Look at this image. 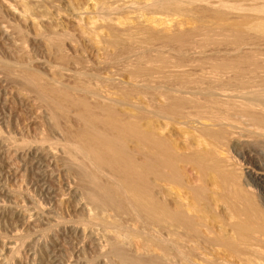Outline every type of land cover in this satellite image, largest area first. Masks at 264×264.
Returning <instances> with one entry per match:
<instances>
[{"label": "rangeland", "instance_id": "374dc122", "mask_svg": "<svg viewBox=\"0 0 264 264\" xmlns=\"http://www.w3.org/2000/svg\"><path fill=\"white\" fill-rule=\"evenodd\" d=\"M157 1L0 0V264H122L127 256H131V260L134 259L133 261L129 259L130 264H133L135 259L138 261L139 258H142L141 262L155 261L146 262L147 264H155L158 260L159 264L161 262L162 264H192L191 260L198 261L203 256L205 259L208 257L207 260L204 259L206 264H210L207 263L209 259L212 264L217 260L219 262L220 258V261L223 260L225 263L224 257H227L226 260L228 259L230 264H239V261H241L240 264L242 262L243 264H264L262 233L248 232L251 234L249 235L245 232L242 240L239 239V242L235 240L236 244L230 241V244L227 243L225 247L223 245L226 242L221 243L222 245L218 242L216 243L218 246L215 244L213 246L200 241L193 250L189 248L191 256L188 258L190 259L182 258L183 255L173 253V250H170V253L165 251L162 249L164 244L161 243L163 242L161 238L164 239L173 228L168 221L156 219L149 222V218L144 215L142 218L136 214L131 216L126 213L128 216L124 214L125 212L122 213L126 210L121 213L116 210L117 213L116 205L114 209L113 206L111 209L114 203L106 204V206L102 202L91 200L87 194L88 191L82 189L85 185L77 171V165L75 166L76 161L73 162L68 157V153L62 149L66 143L64 136L71 129L72 131H76L77 128L81 130L82 126L79 127V123L82 125V122L74 113L70 115V113L62 112V105L59 103L56 102L55 105L58 104L60 108L51 106L54 105L55 99L43 96L40 85L66 87L65 89L69 90L75 99L89 97L90 100H87L91 101L92 106L95 103L99 106L100 102H103V106L104 103L121 108L136 106L140 112L142 109L143 121L140 120L142 123L147 124L152 118V122L149 123L156 126V133L159 132V135L162 134L164 138L166 133L168 137L171 134L173 135L171 140L177 138L178 142L173 139L172 143L170 137L168 141L173 145L176 143L177 150L180 147L179 151L174 150L178 155H176L177 158L179 157L176 160L180 163L175 165L182 166L177 167L179 174L175 173V166L172 170L175 175L168 169L170 175L174 176L171 179L172 176L164 170L163 178L169 177L171 181L165 182L167 178L164 182L159 181L162 177L158 179L159 176H156L155 179L160 185L153 184L156 187L151 185L153 189H157H150L153 192L151 195L154 198L168 200L169 205H173L180 196L183 197L181 199H185L183 201L191 205L188 206L192 209H189L190 212L192 211L191 215L201 217L200 222L203 224L211 223L212 229L217 226L214 233H217L220 226L224 227V223H235L239 220V215L233 214L232 209L235 205L245 204L237 200L234 192L241 189L238 186L243 185L241 183H244V178L251 183L249 182L248 187L244 183L242 189L245 188V191H248L246 194L254 199V203L260 206L259 209L262 207L260 211L264 214V177L257 174H264L263 139L258 134L249 132V127L239 125L237 129L234 128L231 131L244 130L246 134L249 133V137H245L246 141L242 143L244 145L237 147L239 152L231 147L228 151L230 148L227 142L222 143L207 131L212 132L214 129L222 128L220 126L218 129L217 126L220 124L214 120L219 114L217 109L224 107L228 100L227 106H234L235 102V106L239 104L244 106L247 100L250 104L256 101L254 104L257 103V106H264V0H168L174 3L171 2V5L173 3L171 6L167 2L169 6L166 5L167 9H164L165 5H160ZM158 5L164 7H160L159 10ZM237 5L238 8H235ZM175 35L177 37L189 35L192 43L182 44L177 41ZM171 36H175V41H173L174 38L169 39ZM237 58H240L239 60L244 58L246 62L251 58V62H255V65L251 62L246 64L243 60L239 64L234 60ZM229 61H232L233 65L236 63L240 65L239 73L238 65H236L237 68L233 65L231 67ZM223 62H227L230 66H226L227 63L223 64ZM241 62L247 67H244L246 70L249 71L248 68H251L258 73L254 72L255 78L252 71L248 73L242 68ZM224 65L234 68L238 75ZM216 66L220 70H217ZM241 71L244 74L248 73L250 79ZM240 73L243 74L242 77L244 76L243 83H239V81L242 82ZM32 75H37L36 78L40 80H35ZM29 76L36 81L38 88L33 86L35 85L33 83L29 84L32 81L28 79ZM252 79L253 81H250ZM246 81L250 82L249 85ZM78 85L83 87H81L83 93L88 90L85 93L91 92V94L83 97ZM87 87L90 88L87 89ZM171 97H176L177 108L183 106L186 117L179 115L183 114L179 108L175 109L178 111L176 113L178 117L174 115L173 108H167L175 100L170 101ZM231 99L235 102H230ZM50 100H54L52 104L48 102ZM180 100L183 105L179 104ZM247 105L250 106L249 103ZM157 106H161L160 108L167 106L165 109L171 110L167 114H174L164 117L166 110L163 112V107L156 115L155 112L159 110H155ZM198 106L200 113L197 112ZM214 106L219 107L216 109L218 112L214 110L216 108ZM53 108L56 109L55 116L57 114L59 116V118L56 117L57 120L55 116L53 117ZM203 109L206 111L204 112ZM195 110L203 117L197 116ZM146 117L151 118L148 121ZM63 131L67 133L63 134ZM202 131L206 134L203 135ZM199 136H204L205 139L203 137L199 139ZM193 140L194 142L196 140V143L193 144ZM197 142H202V145L207 142L205 146L207 145L208 149ZM195 144H199L200 149L202 147L201 151L198 150V145V149L193 148L201 152V155L203 152L212 153L220 161L223 158H225L224 161L228 159L229 164L228 160L225 163L229 166L234 163L236 166L233 164L231 168L222 162L221 167L223 166L224 171L232 169L230 172L233 171L232 173L236 174L234 173L233 176L228 171L231 176L229 177L225 174L226 172L216 167H214L215 171L209 170V167L202 170L203 166L199 164V167L198 163L196 164L197 155L190 153L192 145ZM173 145H171L172 148L176 149ZM224 146L228 149L225 151L230 153V156L224 152ZM183 147H185V155L189 152V157L192 156L195 160L186 159L188 154L187 156L183 154L184 159L180 156ZM209 147L215 149L209 151ZM219 149L223 152L216 153V150L220 151ZM78 156L81 159L80 155ZM233 157L234 159L237 157L235 160H240L236 161L238 164L235 160L233 162ZM190 159L192 163L196 161L193 163L197 165L196 167L189 163ZM72 165L75 169L71 167ZM210 167L213 168V166ZM251 170L255 173L252 171V174ZM152 175L150 179L154 181ZM224 175H227L226 178L229 177V179L224 178ZM235 175L242 177H237L241 183L237 179L236 182L230 179L232 176L235 178ZM224 179L232 182H226ZM233 182L240 184L233 187L231 186ZM198 189L203 192L198 194ZM159 191L165 196L163 193L159 195ZM197 191L198 193H195ZM84 194L89 199L84 198ZM154 194L162 198L155 197ZM101 197L97 195V198ZM93 203H96V206ZM118 214L121 217L117 216ZM222 229L224 228L219 230L221 233L218 235L223 233L226 235ZM213 232L210 235L212 238L215 236ZM254 242L259 243L256 245ZM115 244L119 245L120 251L124 247L126 252L125 250L123 252L127 254L125 259L122 251L120 256L119 249L115 250ZM112 247L117 255L112 251ZM217 255L221 257L219 256L218 259ZM119 256L122 258L120 259ZM127 261L126 263L129 264ZM141 262L139 260L135 264H141Z\"/></svg>", "mask_w": 264, "mask_h": 264}, {"label": "bare ground", "instance_id": "6f19581e", "mask_svg": "<svg viewBox=\"0 0 264 264\" xmlns=\"http://www.w3.org/2000/svg\"><path fill=\"white\" fill-rule=\"evenodd\" d=\"M238 1V0H237ZM62 2V1H61ZM169 4H168V3ZM171 2H173V1H171ZM170 1H168V0H158L157 1V3L158 4H160V5H165V7L164 6H159V10H160V7H164V9L166 8V5L168 4V5H171L170 3H171ZM241 2V1H240ZM244 2V1H243ZM157 3H155V4H157ZM174 3V2H173ZM173 3H172V5H173ZM176 3V2H175ZM154 4V5H155ZM226 4H228V3H226ZM243 4V3H242ZM245 4V3H244ZM167 5V6H168ZM171 5V6H172ZM234 5V4H233ZM232 5V6H233ZM258 5V4H257ZM155 6H157V5H155ZM170 6V7H171ZM236 6V5H235ZM244 6V5H243ZM246 6V5H245ZM169 7V6H168ZM167 7V8H168ZM231 7V6H230ZM157 8V7H156ZM166 8V9H167ZM229 8V7H228ZM235 8H238V5H237V7H235ZM234 8V9H235ZM242 8H244V7H242ZM227 9V8H226ZM232 9V8H231ZM247 9H248V7H247ZM239 10H241V9H239ZM238 10V11H239ZM242 10H244V9H242ZM249 11V10H248ZM261 19V18H260ZM93 23V22H92ZM176 36V35H175ZM175 36H171V38H169V39H171V40H173L172 38H174ZM177 37V36H176ZM57 39V38H56ZM56 41V40H55ZM173 41H175V38H174V40ZM177 41L179 42L180 41V43H184V42H186V44H188L187 42H191V37L189 36V35H180L179 37H177ZM176 41V42H177ZM179 43V44H180ZM192 43V42H191ZM191 43H189L190 45H191ZM182 44H180V45H182ZM185 44V43H184ZM183 46H181V48H182ZM238 60L240 59V58H237ZM237 59H234L235 61H237L238 63L240 62V61H245L244 60V58L243 59H241V60H237ZM250 59V60H249ZM248 60V62H251L252 60H251V58H249ZM234 60H233V62H234ZM232 62V61H231ZM230 61H229V63H231ZM248 62H244V63H246V64H249ZM225 63H227V62H223V64H225ZM235 63V62H234ZM234 63H231V67H232V65L234 64ZM238 63H236L235 65H233V67H235L236 65H238ZM242 63V62H241ZM253 65H255L254 63L255 62H251ZM250 63V64H251ZM221 64V63H220ZM219 64V65H220ZM240 64V63H239ZM219 65H217V66H219ZM242 65H243V67H242ZM242 65H241V67L243 68V69H245V68H247L246 66H244V64L242 63ZM216 66V69L218 68ZM226 66H230V65H228V63L226 64ZM225 65H224V67H226ZM240 65H238V68H240L239 67ZM257 66V65H256ZM255 66V67H256ZM221 67H223L222 65H221ZM245 67V68H244ZM258 67V66H257ZM139 68V67H138ZM228 70L229 69H231V68H229V67H226ZM226 68H222L223 70H225ZM236 68H237V66H236ZM221 69V70H222ZM233 69V70H232ZM231 69V71H233L235 74H237L236 73V71L234 70V68H232ZM249 69V71L251 72L252 71V75L254 74V72H256V71H253V69H251V68H248ZM217 70H220L219 68L217 69ZM237 70V69H236ZM239 70V71H238ZM237 71H238V73L240 72V70H241V68L240 69H238ZM255 70V69H254ZM243 72H244V70H242ZM241 71V73H243ZM245 71L246 72H248V73H250L248 70H246L245 69ZM245 72V76L248 74V73H246ZM240 73V74H241ZM243 74H241L240 76L242 77V75ZM256 74H258L257 72H256ZM256 74H254L253 76H254V78H255V75ZM238 75V74H237ZM249 75H251V74H249ZM34 75H32V78H34L35 80H37V81H39L40 79H37L36 78V76L37 75H35L34 77H33ZM236 76V75H235ZM240 76H237L238 78L240 77ZM258 76V75H257ZM256 76V77H257ZM30 77V76H29ZM28 77V79H32L31 77L29 78ZM234 77V75L232 76V78ZM236 77V78H237ZM247 77H248V75H247ZM251 77V76H250ZM39 78V77H38ZM217 78H218V76H217ZM222 78V77H221ZM243 78V79H242ZM240 80H242V82L241 81H239V83H243V81H244V76L242 77ZM246 78V77H245ZM249 78V77H248ZM247 78V79H248ZM251 78H253V77H251ZM27 79V80H28ZM34 79H32V81L30 82L29 80H28V82H30L29 84H31L32 85V83L33 84H35V85H33V86H35L36 88H38V84L36 83V81L34 80ZM235 79V78H234ZM246 79V80H247ZM250 79V78H249ZM26 80V81H27ZM233 80V79H232ZM34 81H35V83H34ZM90 81V80H89ZM220 81V80H219ZM235 81V80H234ZM250 81H253V79L252 80H250ZM87 82V81H86ZM247 82V81H246ZM245 82V83H246ZM214 83V82H213ZM216 83H217V81H216ZM244 83V84H245ZM248 83V82H247ZM246 83V84H247ZM250 83V82H249ZM249 83L247 84V85H249ZM55 84V83H54ZM78 84H80V83H78ZM87 84V83H86ZM86 84L84 85V87L86 86ZM219 84V83H218ZM233 84H235V83H233ZM245 84V85H246ZM42 85H46V84H42ZM65 85V84H64ZM77 85V84H76ZM88 85V84H87ZM211 85V84H210ZM244 85V86H245ZM246 85V86H247ZM263 85V84H262ZM47 86V85H46ZM48 86H50V85H48ZM213 86H215V84H213ZM218 86V85H217ZM222 86V85H221ZM228 86V85H227ZM243 86V87H244ZM40 87H42L41 88V91L40 92H42V94H43V96H47V97H51V99H52V97H53V99H55V103H54V105L51 103V102H53L52 100H50V101H48V102H50V104H52L51 106H58V104L57 105H55L56 104V102L57 103H59L60 105H62L61 107V109H63L62 110V112H67V113H70V115H73V113H74V115L76 116V117H79V119H80V121L82 122V125H80L81 123H79V127L80 126H82V129L81 130H79V128H77L76 129V131H72V129H71V131H69L68 133L66 132V131H68V130H66L65 128H64V130H66L63 134H66L67 133V135H65L64 137H65V140H66V143L63 145L64 146V148H62V149H64V151H66L67 153H68V157H70L71 158V160L74 162V161H76V162H74V163H76L75 164V166L77 167V171L80 173L79 175H80V177H81V180H82V182H83V184L85 185H83V184H81V185H83L84 186V188L82 187V189H84V191H88L87 192V194H89L88 196H90V199L91 200H93V201H95V202H99V203H103V204H109V203H114L113 205H111V209H112V206H113V209H114V205H116L115 207H116V209H115V211L117 210V211H119V213H121L123 210H126V211H123L122 213H124L125 215H128V214H131V216H133V214H136L137 216L139 215V216H141L142 218H143V216L142 215H144V217H148L147 219L149 220V222H150V220H156L157 219V221L158 220H163L164 219V221L166 220V221H168L170 224H171V226L173 227V228H171V230H169V232H168V234H167V236L166 237H164V236H162V237H164V239L163 238H161V241H163V242H161V241H159V243L161 242L162 244H164L163 246V248L162 249H164L165 251H169V253L171 252L170 250H173V253H177V254H180L181 256L183 255L184 257H182V258H188L189 256H191L189 253H191V250L189 251V248L190 249H194V247H196L195 245H197V244H199L200 243V241L201 242H203V243H207V244H210V245H213L214 246V244L215 245H217L218 246V244H216V243H220L219 245H222L221 243H225L223 246L225 247L226 245H228L227 243H229L230 241H231V243H235L236 244V242H234L235 240H239V239H243L244 238V235H245V232L247 233V234H249V233H251L252 232V234L253 233H262V235L264 236V214H263V212L262 211H260L261 210V208L259 209V207L260 206H258V205H256L254 202V199L249 195V194H246V192H248V191H245V188H244V190L242 189V187H243V185H244V183H246L245 184V186H247L248 187V185L250 186V181H248V179H246V178H244L243 180H244V183H241V181H239L238 180V178L240 177H238V175H235V178L233 177L234 175V173H232V172H230L232 169H228V171L230 172V173H232L231 175H233L232 176V178H230V179H232V181H234L235 180V182H236V179H237V181L238 182H240L241 184H243L242 186L240 185V186H238L239 184H235V182H233V185L231 184V186H238V187H240L241 189L240 190H236L234 193V195H235V197L237 198V200L241 203V201H243L244 203L243 204H245V205H235V207H234V209H232L233 210V214H235V215H239L238 217V219L239 220H237V222H235V223H229V224H227V223H224V222H222L221 221V223H224L223 225H224V227H221L220 226V228H218L220 231H221V228H224V229H222V231L224 230V232L226 233V235H223V234H221V235H218V234H220L221 232H219V230L218 229H216V230H218V231H216L217 233H214L213 231H215L214 229H215V227L217 228V226H215L214 227V229H212V226H210V224L208 225V224H203V223H201L200 222V218L198 217H195V215L193 216V215H191V212H190V210H192V209H190L188 206H191L190 204L189 205H187L183 200H185V199H181V198H183V197H179V199L178 200H175V202L173 203V205L172 204H167V202H168V200L166 201L165 199H163L162 198V196L160 197L159 195H162V193L163 192H161V191H163L162 190V188H160L159 187V189L161 190V191H159V195L157 196V192H154V193H157L156 194V196L157 197H160V198H162V199H158V198H154L152 195H151V193H153L152 191H150V189H153V187H156V186H154V185H160V184H158L159 182H157L158 180L157 179H155L156 178V176L158 177V179L159 178H161V179H159V181L161 180H163V182H164V180L167 178V180H165V182L166 181H168L169 179V177H166V173L167 174H171L170 173V171H167L168 169L169 170H174V166L176 167V165H178V159H179V157L177 158V154H175V151L174 150H177V148H176V143H174L175 145H173V144H171V142L170 141H172L171 140V138L173 137V135L171 136V134L169 135V137H168V135H166L165 134V137L166 138H164V137H162L161 135H159V132H155V130L157 131V129H156V126L154 127V126H152L153 125V123H152V125H151V123H149L151 120H152V118L150 119V121H149V119H147L148 117H146V120H148L149 122H147V124H145V123H142L140 120H142V117H143V113H141L142 112V109H141V112H140V109L139 108H136V106L134 107H132V106H129V107H126L125 106V108L124 107H118V106H111V104L109 103V105H107L106 103H104V106H103V102L101 103L100 102V104H99V102H98V104H99V106H96V103H95V105H91V101L90 102H88V100H90L89 99V97L88 98H85V99H83V98H74V96L73 95H71V93H70V91L69 90H67V89H65V88H61V87H59V88H56V86L54 85V87H43V86H41L40 85ZM78 87H80V90H81V87L82 86H79L78 85ZM212 87V86H211ZM226 87V86H225ZM230 87H231V85H230ZM34 88V87H33ZM69 88V87H68ZM73 88H74V86H73ZM75 88H77L76 86H75ZM83 88V87H82ZM90 88V87H89ZM88 87H87V89H89ZM210 88V87H209ZM214 88V87H213ZM218 88V87H217ZM70 89V88H69ZM79 89V88H78ZM77 89V90H78ZM86 89V88H85ZM211 90H212V88H210ZM220 89V88H219ZM228 89H229V87H228ZM241 89V88H240ZM75 90V89H74ZM79 90V91H80ZM96 90V89H95ZM234 90V89H233ZM251 90V89H250ZM83 91H84V89H83ZM88 90H86V91H84V93L82 92V90H81V92L83 93L82 95H84L83 97H86V96H89V94H91V92L89 93H85V92H87ZM93 91V90H92ZM233 92V91H232ZM41 94V95H42ZM94 94V93H93ZM100 94V93H99ZM98 94V95H99ZM86 95V96H85ZM73 96V97H72ZM96 96V95H95ZM255 96V95H254ZM260 96H262V95H260ZM46 97V98H47ZM49 97V98H50ZM82 97V96H81ZM230 97V96H229ZM259 97V96H258ZM45 98V97H44ZM176 97H171L170 98V101H173L174 99H175ZM228 98V97H227ZM238 98V97H237ZM251 98V97H250ZM256 98H257V96H256ZM79 99V100H78ZM88 99V100H87ZM99 99V98H98ZM103 99V98H102ZM126 99V98H125ZM155 99V98H154ZM171 99H173V100H171ZM186 99H188V98H186ZM47 100H48V98H47ZM123 100V99H122ZM121 100V101H122ZM184 100V99H183ZM189 101H190V99H188ZM187 100V101H188ZM213 100H214V98H213ZM216 100V99H215ZM253 100V99H252ZM102 101V100H101ZM104 101V100H103ZM120 101V102H121ZM126 100H124V102H125ZM174 101H175V103H174ZM173 102H172V104H170L171 106L170 107H167V106H165V107H167V108H173V110L175 111V114L174 113H172V114H170V115H177L176 113L178 112L177 110H175L176 108H177V106H178V101L175 99ZM186 101V100H185ZM221 101V100H220ZM222 101H223V99H222ZM227 101V100H226ZM232 101V103H233V101L235 102V100H230V102ZM106 102V101H105ZM119 102V103H120ZM123 102V103H124ZM180 103L179 104H181V100L179 101ZM225 102V101H224ZM224 102H223V104H224ZM238 102V101H237ZM247 102H248V100H247ZM247 102H245V104L247 105L248 103H249V105L250 106H246L245 104H244V106H241L240 104V106L238 105V106H235L236 104V102L235 103H233V105L234 106H227V104H229V100H228V103L227 102H225L226 104H225V106L224 105H222V106H224V107H217V106H214V107H216L214 110H216L217 108H219V109H217L216 111L219 113L218 114V116H217V118L214 120L215 122H218L220 125L219 126H217V128L219 127L220 128V126L222 127V128H218L219 130H215L214 129V127H213V131L211 132V131H209V130H207L205 127H204V129L205 130H207L209 133L208 134H210V133H212L211 135H213L214 136V138H217L218 140H221V142L222 143H224V141L225 142H227L228 143V147L230 148H233L234 150H236L237 149V147H240V145L242 144V143H244V140H245V137L246 136H248V134H246V132H244V130L243 131H231V130H233L234 128H236L237 126H245V128H247V127H249V132H253V133H255V134H258L260 137H261V139H263V141H264V106H257L258 104L257 103H255L254 104V102H256V101H254L252 104L253 105H255V106H253L252 104H250V101L247 103ZM261 102V101H260ZM122 103V104H123ZM125 103H128V101H126ZM177 103V104H176ZM184 103V102H183ZM217 103V102H216ZM218 103H220V102H218ZM232 103H230V104H232ZM238 103H242L241 101L240 102H238ZM243 103H244V101H243ZM92 104H93V102H92ZM101 104H102V106H101ZM106 104V105H105ZM257 104V105H256ZM115 105V104H114ZM181 105H183V104H181ZM263 105V104H262ZM154 106V105H153ZM180 106V105H179ZM59 108H60V106H58ZM58 107H56V109H58ZM161 107V106H160ZM160 107H158L157 106V108L155 109V110H157V109H159L158 111H156L155 112V110H154V108H153V110H154V112L156 113V115H158L157 114V112L158 113H160L161 112V109L164 107V106H162V108H160ZM165 107H164V110L162 109V111L163 112H165V110L167 109H165ZM193 107H195V109L197 108V106H193ZM199 107V106H198ZM212 107V106H211ZM210 107V108H211ZM151 108V107H150ZM179 108V110H181V112L183 111V106L180 108V107H178ZM177 108V109H178ZM188 108V107H187ZM202 108H206V107H204V106H202ZM208 108H209V106H208ZM56 109H52L53 110V113L52 114H54V112L56 111ZM60 109V110H61ZM139 109V110H138ZM169 109V111H171ZM59 110V109H58ZM148 110H149V108H148ZM198 110H200V107L197 109V112H198ZM145 111V110H144ZM152 111V110H151ZM169 111H167L166 110V114H164V117L166 116V117H168V116H170V115H168L169 114ZM174 111H172V112H174ZM203 111L205 112L206 111V109H203ZM211 111V110H210ZM195 112H196V110H195ZM196 112V113H197ZM201 111H199L198 113H200ZM203 112V113H204ZM208 112H209V110H208ZM146 113V112H145ZM147 113H149V111H147ZM168 113V114H167ZM180 113V112H179ZM183 114H179V115H182V116H184V111L182 112ZM198 113L196 114L197 116H199L198 115ZM210 114H211V112H209ZM212 113H214V112H212ZM57 114V113H56ZM151 114V113H150ZM162 114V113H161ZM209 114V115H210ZM168 115V116H167ZM179 115H177V117L179 116ZM208 114L206 113V116H207ZM211 115H213V114H211ZM55 116V114L53 115V117ZM75 116H73L74 118H75ZM152 116V115H151ZM159 116H160V114H159ZM187 116H188V114H187ZM190 116V115H189ZM201 116V115H200ZM205 116V115H204ZM56 117H58L59 118V116H58V114H57V116H55V118ZM153 117V116H152ZM160 117H162V116H160ZM184 117H186V116H184ZM203 116H201V118H202ZM208 117V116H207ZM206 117V118H207ZM216 117V116H215ZM54 118V119H55ZM141 118V119H140ZM181 118V117H180ZM180 118H179V120H180ZM77 119V121L78 122H80L79 120H78V118H76ZM204 119V118H203ZM56 120H57V118H56ZM198 120H200V119H198ZM211 120V119H210ZM209 120V121H210ZM143 121V120H142ZM152 122V121H151ZM211 122H212V120H211ZM214 123V122H213ZM218 123H216V124H218ZM213 126H214V124H213ZM155 129H154V128ZM216 127V126H215ZM211 128V127H210ZM223 128H225V129H223ZM69 129V128H68ZM237 129V128H236ZM244 129V128H243ZM63 130V129H62ZM78 130V131H77ZM239 130V129H238ZM246 131H248V130H246ZM178 132V131H177ZM203 132L204 131H202V134H203ZM172 133V132H171ZM178 134V133H177ZM204 134H206V133H204ZM203 134V135H204ZM164 135V134H163ZM254 135V134H253ZM258 135H256V136H258ZM67 136V137H66ZM201 137H203L204 138V136H201ZM200 136L198 137L199 139L201 138ZM212 137V136H211ZM249 137V136H248ZM255 137V136H254ZM259 137V138H260ZM170 139V141H168L169 139ZM193 138H195V137H193ZM202 138V139H203ZM210 138V137H209ZM213 138V139H214ZM256 139H258L257 137H255ZM63 139V138H62ZM205 139V138H204ZM217 139H215L217 142H218V140ZM175 141H177V138H175L174 139ZM214 140V141H215ZM64 141V140H63ZM201 141V140H200ZM246 141V140H245ZM255 141V140H254ZM65 142V141H64ZM63 142V143H64ZM178 142V141H177ZM190 142V141H189ZM189 142H188V144H189ZM62 143V142H61ZM172 143H173V141H172ZM193 144L194 143H196V140H195V142H194V140H193V142H192ZM197 143H199V142H197ZM201 143V145H202V142H200ZM199 143V144H200ZM207 143V142H206ZM205 143V144H206ZM222 143H221V145H222ZM226 143V144H227ZM199 144H197L198 145V147H199V149H198V147H197V145L195 146V145H192V147H191V151H190V153H191V155H197V157L198 158H196L197 159V162L196 161H193V163L194 162H196V164L198 163V166H199V164L200 165H202L203 166V168H201L202 170H204L205 169V167L207 168V167H209L210 169L209 170H212L213 169V171H215L214 169V167H216V169L218 168V170H221V171H223V172H226L225 174H228V176L230 175V173L227 171V170H222V167H221V164H222V162L224 163V164H226L225 162H227V160L226 161H224V159L225 158H223V157H221V159L223 158V160L222 161H220L216 156H214V155H212V153L211 154H209V153H204L203 151V155H201L202 153L201 152H199L198 150H202V147H206L205 146V144H203L202 145V147H201V149H200V146H199ZM213 144V143H212ZM225 144V143H224ZM171 145H173V147L175 146V148L176 149H174V148H172V146ZM218 145V144H217ZM221 145H219V146H221ZM242 145H244V144H242ZM59 146V145H58ZM62 146V147H63ZM178 146V145H177ZM189 146V148H190V146H191V144L190 145H188ZM194 146V147H193ZM218 146V147H219ZM61 147V146H60ZM195 147H197V149H193V148H195ZM225 147V146H224ZM242 147V146H241ZM50 148V147H49ZM179 148L180 147H178V150L177 151H179ZM184 148L185 147H183V150H181L180 151V153H181V157L184 159L185 158V156H187V154L189 153V152H187V154L185 155V153L186 152H184ZM188 148V149H189ZM207 149H208V147H206ZM205 148V149H206ZM219 148H221V147H219ZM231 148L228 150L226 147H225V149H224V152H226L227 150L228 151H230L231 150ZM61 149V150H62ZM192 149L196 152V150L198 151V152H196L197 154H195V152H194V154H193V151H192ZM204 149V148H203ZM206 149V151H208ZM209 149H210V147H209ZM212 149H215V148H213L212 147ZM212 149H210L209 151H211ZM223 149V148H222ZM227 149V150H226ZM240 149V148H239ZM49 150V149H48ZM185 150H187V149H185ZM220 150V149H219ZM226 150V151H225ZM238 150V149H237ZM205 151V150H204ZM217 151V152H216ZM215 152L216 153H219V152H221L222 150H220V151H218V150H216ZM241 151V150H240ZM65 152V153H66ZM75 152V153H74ZM223 152V151H222ZM232 152V151H231ZM238 152H239V150H238ZM237 152V153H238ZM66 153V154H67ZM76 153H77V155H76ZM200 155H199V154ZM215 153V154H216ZM227 153V152H226ZM76 156H75V155ZM183 154L185 155V156H183ZM222 154V153H221ZM228 154V153H227ZM227 154H224L225 156L227 155ZM240 154V153H239ZM78 155H80V157H81V159L79 158V156ZM177 155V156H176ZM217 155V154H216ZM229 156H230V153L228 154ZM249 155V154H248ZM193 156V157H194ZM200 156V157H199ZM222 156V155H221ZM235 156V155H234ZM243 156V155H242ZM247 157V156H246ZM245 157V158H246ZM70 158L68 159V160H70ZM77 158H79V159H77ZM189 159V158H192V156L191 157H189V154H188V157H186V159ZM229 159L230 158H232V157H228ZM237 158V157H236ZM235 158V159H236ZM177 159V160H176ZM193 159V158H192ZM192 159H190V161L189 160H186V161H189V163H192L191 161H192ZM234 157H233V162H234ZM182 160V159H181ZM193 160H195V158L193 159ZM184 161V160H183ZM236 161H240V160H235V163L236 164H238ZM247 161V160H246ZM68 162H70V161H68ZM177 162V163H176ZM72 163V162H71ZM74 163H72L73 165H74ZM186 163V162H185ZM188 163V164H189ZM192 163V164H193ZM67 164H70V163H67ZM176 164V165H175ZM223 164V165H224ZM228 164H229V160H228ZM234 163H232V164H230V166L229 165H227V167L229 166V167H233L234 165H233ZM71 165V164H70ZM73 165L71 166V167H73ZM179 165H180V163H179ZM190 165V164H189ZM226 165H224V166H226ZM233 165V166H232ZM74 166V167H75ZM193 166H197V165H194L193 164ZM201 166V167H202ZM210 166H213V168H211ZM236 166V165H235ZM73 167V168H74ZM177 167H179V166H177ZM177 167L175 168L176 170H174L175 171V173H177L178 172V169H177ZM182 166H180L179 168H181ZM194 167V168H195ZM200 167V166H199ZM199 167H197V168H199ZM221 168V169H220ZM72 169V168H71ZM75 169V168H74ZM183 169V168H182ZM200 169V168H199ZM223 169H226V168H223ZM164 170H166V173H164V177H166V178H163V172H164ZM184 170V169H183ZM208 170V169H207ZM76 171V170H75ZM221 171H218V172H221ZM252 171H254V170H251V173H252ZM78 172H76V174L78 173ZM169 172V173H168ZM208 172V171H207ZM216 172H217V170H216ZM228 172V173H227ZM175 173L172 171V174L173 175H175ZM250 173V171H249V175L251 174ZM254 173H255V171H254ZM151 174H153L152 175V177H153V179H154V181L152 180V179H150V176H151ZM177 174H179V173H177ZM176 174V175H177ZM219 174V173H218ZM222 174V173H221ZM221 174L219 175V176H221ZM236 174V173H235ZM253 174V173H252ZM258 175H260L261 177H264V174H260V173H257ZM168 175V176H169ZM173 175H170V176H172V177H170L171 179L174 177ZM249 175H247V176H249ZM155 176V177H154ZM226 176L227 175H224V178H226ZM251 176V175H250ZM249 176V177H250ZM229 177H231V176H229ZM229 177H227L228 179H229ZM238 177V178H237ZM252 177V176H251ZM175 178H176V176H175ZM226 178V179H227ZM240 178H242V177H240ZM177 179V178H176ZM223 179V178H222ZM226 179H224L226 182L228 181H230V182H232L231 180H226ZM234 179V180H233ZM79 180V179H78ZM152 182H151V181ZM223 180V181H224ZM242 180V181H243ZM258 180V179H257ZM169 181H171V180H169ZM174 181H175V179H174ZM177 181V180H176ZM79 182V181H78ZM81 182V181H80ZM157 182V184H155ZM229 182V183H230ZM250 182V183H249ZM154 184V185H153ZM235 184V185H234ZM151 185L153 186V187H151ZM230 185V184H229ZM252 185V184H251ZM86 187V188H85ZM151 187V188H150ZM237 187V188H238ZM230 188V187H229ZM236 188V189H237ZM252 188V187H251ZM88 189V190H87ZM156 188H154L153 190H155ZM235 189V188H234ZM157 190V189H156ZM196 190V189H195ZM253 190V189H252ZM198 191H199V193H198ZM198 191L197 192H195V193H198V194H200V192H203V191H200V189H198ZM234 191V190H233ZM97 192H99V193H97ZM161 192V193H160ZM205 192V191H204ZM97 193V194H96ZM101 193V194H100ZM86 194V193H85ZM84 194V195H85ZM86 194V195H87ZM100 194V195H99ZM102 194L104 195V196H102ZM86 195H85V197L84 198H88L89 199V197L87 196L86 197ZM97 195L98 196H102L100 199L99 198H97ZM233 195V196H234ZM154 196H155V194H154ZM155 196V197H156ZM163 196H165V194L163 193ZM179 196V195H178ZM204 196V195H203ZM173 197V196H172ZM87 199V200H88ZM253 199V200H252ZM86 200V201H87ZM90 200V201H91ZM163 200H165V201H163ZM236 200V201H237ZM89 201V200H88ZM87 201V202H88ZM162 201V202H161ZM174 201V200H173ZM172 201V202H173ZM235 201V200H234ZM237 201V202H238ZM165 202V203H164ZM170 202V201H169ZM171 202V203H172ZM237 202H235L236 204H237ZM80 203V202H79ZM89 204H90V202H89ZM95 206H96V203H93ZM98 204V203H97ZM186 204V205H185ZM259 204V203H258ZM92 205V204H91ZM93 205V206H94ZM101 205V204H100ZM100 205H98L99 207H100ZM262 205V204H261ZM107 206V205H106ZM103 207H105V206H103ZM102 207V208H103ZM110 207V206H109ZM230 207H231V205H230ZM98 208V207H97ZM228 208V207H227ZM231 208H233V207H231ZM101 209V208H100ZM106 209V208H105ZM120 209H122L121 211H120ZM190 209V210H189ZM263 209H264V207H263ZM200 210V209H199ZM229 210V209H228ZM116 211V212H117ZM196 211V210H195ZM231 211V210H230ZM29 212V211H28ZM107 212V211H106ZM118 213V212H117ZM126 213H128V214H126ZM230 213V212H229ZM109 214V213H108ZM198 214V213H197ZM203 214V213H202ZM232 214V213H231ZM121 215V214H120ZM123 215V214H122ZM234 215V216H235ZM117 216H119V214L117 215ZM129 216V215H128ZM137 216H135V217H137ZM241 216H244L243 218L241 217ZM30 217H31V215H30ZM119 217H121V216H119ZM228 217H230V216H228ZM127 218V217H126ZM129 218H131V217H129ZM128 218V219H129ZM133 218V217H132ZM109 219V218H108ZM145 219V218H144ZM223 219V218H222ZM231 219V218H230ZM100 220V219H99ZM116 220V219H115ZM118 220V219H117ZM133 220V219H132ZM112 221V220H111ZM152 221V222H153ZM165 221V222H166ZM202 221V220H201ZM151 222V223H152ZM156 222V221H155ZM212 222V221H211ZM118 223V222H117ZM130 223V222H129ZM127 224V223H126ZM145 224V223H144ZM157 224V223H156ZM162 224H164V223H162ZM123 225V224H122ZM159 225H160V223H159ZM222 225V226H223ZM225 225H226V227H225ZM126 226V225H125ZM151 226V225H150ZM158 226V225H157ZM214 226V225H213ZM144 227V226H143ZM162 227V226H161ZM166 227H170V226H166ZM165 227V228H166ZM153 228V227H152ZM159 228V227H158ZM146 229V228H145ZM149 229V228H148ZM170 229V228H169ZM162 230V229H161ZM160 230V231H161ZM180 230H182V231H180ZM145 231V230H144ZM163 231V230H162ZM161 231V232H162ZM148 232V231H147ZM214 233L213 235H215V236H213L214 238H212L210 235H211V233ZM219 232V233H218ZM249 232V233H248ZM193 233V234H192ZM158 234V233H157ZM254 234V235H255ZM249 235H251V234H249ZM160 236V237H161ZM257 236V235H256ZM150 238V237H149ZM248 238V237H247ZM261 238V237H260ZM158 239V238H157ZM156 239V240H157ZM163 239V240H162ZM250 239V238H249ZM147 240V239H146ZM149 240H151V239H149ZM246 240V239H245ZM255 240V239H254ZM166 241V242H165ZM233 241V242H232ZM262 241V240H261ZM239 242V241H238ZM245 242V241H244ZM256 242V241H255ZM254 242V243H255ZM118 243V242H117ZM251 243V242H250ZM257 243H259V242H257ZM257 243H255L256 245H257ZM20 244V243H19ZM123 244V243H122ZM206 244V245H207ZM230 244V243H229ZM232 245V244H231ZM112 246H114V245H112ZM117 246L119 247V245H116L115 244V247H116V251H117V249H119L118 251V253H120L121 251H122V255H124V259L126 258V256H127V254H125V252H126V250L125 249H121V251H120V247L119 248H117ZM157 246V245H156ZM161 246V245H160ZM199 246V245H198ZM216 246V247H217ZM222 246V247H223ZM245 246V245H244ZM258 246H260V245H258ZM155 247V246H154ZM201 247V246H200ZM205 247V246H204ZM113 248L114 247H112V251L114 252V254H116V251H114L113 250ZM198 248V247H197ZM256 248V247H255ZM255 248H253V249H255ZM161 249V250H162ZM207 249V248H206ZM123 250H125V252H123ZM196 251V250H195ZM255 251V250H254ZM261 251V250H260ZM113 252H111V253H113ZM200 252V251H199ZM165 253V252H164ZM223 253V252H222ZM168 254V253H167ZM176 254V255H177ZM253 254V253H252ZM255 254V253H254ZM117 255V254H116ZM121 255V253H120V256H122ZM126 255V256H125ZM172 255H174V254H172ZM204 255H206V254H204ZM224 255H226V254H224ZM224 255H222V257L224 256ZM235 255V254H234ZM246 255V254H245ZM244 255V256H245ZM264 255V254H263ZM115 256V255H114ZM120 256H119V258H120ZM169 256V255H168ZM180 256V257H181ZM196 256V255H195ZM220 257H221V255H219ZM218 255H217V258L219 257ZM243 256V255H242ZM251 256H253V255H251ZM129 256H127V259H128V261H127V259H125L127 262H129L130 260H131V256L128 258ZM156 257V256H155ZM164 257V256H163ZM207 257V256H206ZM116 258V257H115ZM122 258V257H121ZM120 258V259H121ZM132 258H134V257H132ZM139 258V257H138ZM137 258V259H138ZM179 258V257H178ZM192 258V257H191ZM203 258V260H200V259H202ZM202 258H199L198 259V261H197V259H196V261L194 260V262H193V260H191L192 262V264H206V263H204V261L205 260H207V258L205 259L204 258V256L202 257ZM226 258L227 257H224L223 259H225V263L227 264V262L230 264V261H228V259L226 260ZM238 258H239V256H238ZM246 258H247V256H246ZM130 259V260H129ZM142 259V258H141ZM141 259L139 258L138 259V261L135 259V262L137 263V262H139V260H140V262H141ZM161 259V258H160ZM188 259H190V258H188ZM194 259V258H193ZM205 259V260H204ZM219 259V258H218ZM245 259V258H244ZM124 260V261H125ZM134 260V259H133ZM133 260H131V261H133ZM143 260H145V259H143ZM172 260V259H171ZM217 260V259H216ZM221 258L219 259V262H218V260L216 261L217 262V264L218 263H220L221 261ZM238 260V259H237ZM241 260V259H240ZM248 260V259H247ZM264 260V259H263ZM126 261L124 262L125 264H127L126 263ZM149 262H151V261H153V262H155L154 260H148ZM169 261V260H168ZM182 260H180V262H181ZM190 261V260H189ZM211 260L209 259V262L207 261V263H210L211 264V262H210ZM212 261H214V260H212ZM227 261V262H226ZM245 261V260H244ZM252 261V260H251ZM260 261V260H259ZM135 262H133V264H135ZM142 262H144V261H142ZM141 262V264H144V263H146V262H144V263H142ZM149 262H147V263H149ZM161 262V261H160ZM166 262V261H165ZM176 262V261H175ZM215 262V263H216ZM222 262L224 263V261L222 260ZM221 262V263H222ZM240 263H241V261H239ZM238 262V263H239ZM124 263H122V264H124ZM146 263V264H147ZM163 262H161V264H162ZM214 262H212V264H215ZM220 263V264H221ZM224 263V264H225ZM239 263V264H240ZM129 264H130V262H129ZM155 264H159V260L158 261H156V263ZM169 264V263H168ZM242 264H243V262H242ZM245 264V263H244ZM247 264V263H246Z\"/></svg>", "mask_w": 264, "mask_h": 264}]
</instances>
